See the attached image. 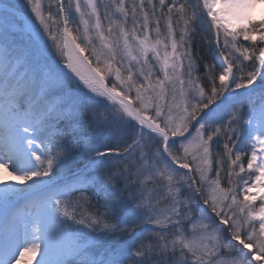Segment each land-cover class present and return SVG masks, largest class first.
<instances>
[{
  "label": "snow or ice",
  "instance_id": "6c2138e0",
  "mask_svg": "<svg viewBox=\"0 0 264 264\" xmlns=\"http://www.w3.org/2000/svg\"><path fill=\"white\" fill-rule=\"evenodd\" d=\"M262 6L0 0V264H264Z\"/></svg>",
  "mask_w": 264,
  "mask_h": 264
},
{
  "label": "bare ground",
  "instance_id": "6f19581e",
  "mask_svg": "<svg viewBox=\"0 0 264 264\" xmlns=\"http://www.w3.org/2000/svg\"><path fill=\"white\" fill-rule=\"evenodd\" d=\"M260 11H264V6H262L261 9L258 11V15L260 14ZM36 259H39V257H37ZM33 264H35V262H33Z\"/></svg>",
  "mask_w": 264,
  "mask_h": 264
},
{
  "label": "rangeland",
  "instance_id": "374dc122",
  "mask_svg": "<svg viewBox=\"0 0 264 264\" xmlns=\"http://www.w3.org/2000/svg\"><path fill=\"white\" fill-rule=\"evenodd\" d=\"M258 203V202H257Z\"/></svg>",
  "mask_w": 264,
  "mask_h": 264
}]
</instances>
